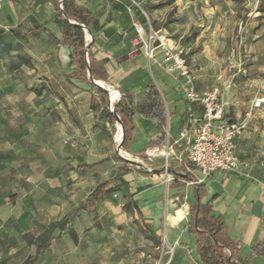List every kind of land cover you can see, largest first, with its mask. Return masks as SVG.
<instances>
[{
    "label": "crops",
    "instance_id": "0c3cea01",
    "mask_svg": "<svg viewBox=\"0 0 264 264\" xmlns=\"http://www.w3.org/2000/svg\"><path fill=\"white\" fill-rule=\"evenodd\" d=\"M0 1L2 24L23 26L25 30L22 31L44 35L43 37L50 40L46 33L33 31V26L38 24L53 32L58 39H62L63 26L57 11L59 2ZM75 1L93 14L90 26L87 28L92 35L90 49L107 75L106 80L97 81H102L109 88L119 90L122 96L129 97L133 103L145 91L150 81L158 87L166 103L168 114L165 144L161 147L154 146L161 136L156 130L157 122L154 119L134 114L132 116L134 131L127 151L135 156L137 163L129 164L113 159L109 161L105 143H93V145L89 143V146L92 145L104 155L95 160L80 156L79 159L69 160L66 167H63L64 164H58L55 169L42 171L37 179L43 187L41 198H37L40 208L36 207L37 211L34 212L27 203L32 202L34 198L23 194L20 197V208L23 211L17 223L22 228L25 226V230H30L29 222H33L36 232L43 234L41 242L46 241L49 244L48 250L37 264H44L43 257L51 249L62 253L65 249L68 250L66 255L61 253L58 258L59 263L61 260L74 258V250L70 248L77 249L78 246L72 245L73 234H79L80 237L85 231L84 227L89 230V236L85 239L89 244L86 246L84 244L86 250L90 251L92 257H105L108 259L106 262L110 263L111 259L120 255L121 249L132 245L140 236V216L146 223L151 224L156 234L162 229L165 230L167 245L176 246V254L186 250L194 256L197 264H201L195 247L196 239L186 228L191 218L190 207L195 203V184L186 176L184 162L181 160L185 152L177 141L181 130L192 117H199L203 113V108L186 99L183 80H178L167 72L162 64L161 54H158L155 60L149 61L143 50L131 45L130 40L135 33L134 25L147 23L148 15L141 3L136 0ZM157 9V6H148V13L154 20L158 19ZM184 20L178 18L158 27L157 31L169 36L174 42L185 44L188 50H194L189 56V64L196 76V87L201 91L210 90L219 83V70L213 65L201 64L198 60L201 57L214 56L219 50L211 36L205 38L202 34L189 39L190 30L199 24L192 17ZM203 39L207 41L201 43L200 40ZM50 42L51 47L44 56L51 58V63L39 66L37 70L51 73L52 75L49 76L51 83L57 82L61 86H66L68 94L67 96L59 94L61 93L59 87L60 90H56L59 95H49L47 100L41 102L45 105L51 103L54 106L52 112L61 114L68 126L76 127V115H81V118L83 115V119L87 121L84 127L90 132L94 128L97 134L111 135L113 128L99 120L91 109V99L95 90L89 84L80 83L70 77L74 68L71 60L72 48L55 44L52 40ZM199 45L200 47L196 48ZM54 50L55 52H52ZM70 83L78 85L81 93L76 96V89L74 86L70 88ZM224 85L221 99L226 104L225 115L231 120L241 119L253 100H241L237 96V89L229 80ZM76 97L83 100V112L79 114L76 113ZM63 100L67 102V107L64 106ZM263 116L264 113L259 114L249 129L237 139L236 152L241 161L240 170L232 173L217 171L206 177L200 176L197 171L192 174L194 179L198 176L202 179L204 185L202 202L205 204L211 201L213 214L224 216L229 236L242 242L243 256L249 254L254 244L264 240V170L259 166L260 155L254 153L256 150L254 147L261 145L257 140L261 132ZM3 138L0 136V169L17 170L18 177L23 178L24 182L31 181L33 175H22L18 168H14V163L22 151L20 142L9 143ZM152 150H164V153H152ZM51 151L52 155L58 157L56 150ZM165 153L170 155L167 182H164L162 173L158 171L148 173L139 168L142 163H148L157 170H163ZM84 164H93V166L81 170ZM124 165L130 169L129 173L121 175L126 183L119 182V187L93 210L77 212L91 191L102 182L113 178ZM92 171L95 173L94 178L91 177ZM18 182L15 181V184L21 188L22 184ZM128 190L131 191L129 197L126 195ZM11 201L14 204L13 208L18 206L15 198ZM127 201L135 203L139 211L135 208L126 210L124 205ZM180 211H185L186 214L180 217ZM170 216L178 219L176 224L170 223L168 220ZM253 262L264 264V256L253 257Z\"/></svg>",
    "mask_w": 264,
    "mask_h": 264
},
{
    "label": "rangeland",
    "instance_id": "374dc122",
    "mask_svg": "<svg viewBox=\"0 0 264 264\" xmlns=\"http://www.w3.org/2000/svg\"><path fill=\"white\" fill-rule=\"evenodd\" d=\"M136 1L145 9L147 22L155 30L178 18L188 20L192 17L199 26L190 30L189 39L202 34L205 38H213L219 51L214 56L201 57L198 61L219 70L220 79L215 87H220L223 92L224 84L229 80L243 101L264 96V0ZM148 6H157V20L148 13ZM22 29L25 30L23 26L4 25L0 21V136L9 143L20 142L22 151L14 168H18L22 175L31 174L33 177L31 181L24 182L23 178L18 177L17 170L0 169V264H23L26 257L35 254L42 241L43 234L36 232L33 222H29L30 230H25V226L22 228L17 223L23 211L20 208V197L23 194L34 198L32 202H27L34 212L40 208L37 198H41L43 187L37 179L42 171L55 169L58 164L66 167L69 160L79 159L80 156L89 160L99 159L104 153L95 150L93 143H105L109 161L113 159L129 164L137 163L133 154L129 156L131 161H126L116 152L118 123L111 135H100L94 132V128L90 132L84 127L87 121L83 115L82 118L76 115V127H71L62 119L61 114L52 112L54 106L51 103L45 105L41 102L47 100L49 95L67 96L68 90L57 82L52 84L49 79L51 73L37 70V67L51 63V58L44 56L51 47L50 40L44 35ZM200 41L202 43L207 39ZM193 51L188 50L189 56ZM69 85L70 88L75 87L76 96L81 93L78 85ZM59 87L61 93L58 94L56 90H60ZM82 101L76 97L78 114L83 112ZM63 102L67 107V102ZM261 113H264V107L257 111L256 118ZM261 119L262 128L257 140L261 145L255 146L256 150L253 151L260 155L259 166L264 170V116ZM89 143L92 145L89 146ZM51 150H56L58 157L52 155ZM91 177H95L94 171ZM15 181L21 182V188ZM130 192L128 190L127 197ZM13 198L18 203L15 208L12 207ZM133 208L139 211L138 207L131 205L130 210ZM140 221V236L132 245L121 249L120 255L111 259L110 263L106 262L108 259L105 257H92L90 251L86 250L85 246L89 242L85 239L89 236V230L84 227L85 231L80 237L79 234H73L72 245L78 246L77 249L70 248L74 250V258L59 263L58 258L62 252L51 249L43 257L44 264H197L188 251L176 254V246L167 245L164 229L156 234L151 224L146 223L141 216ZM64 251L62 254L66 255L68 250Z\"/></svg>",
    "mask_w": 264,
    "mask_h": 264
},
{
    "label": "trees",
    "instance_id": "16d2710c",
    "mask_svg": "<svg viewBox=\"0 0 264 264\" xmlns=\"http://www.w3.org/2000/svg\"><path fill=\"white\" fill-rule=\"evenodd\" d=\"M62 4L58 7V15L61 18L63 26V37L58 39L55 34L44 27L35 24L33 31L44 32L55 44L66 45L72 48L73 70L70 74L80 83L89 84L95 94L91 99V109L95 116L109 124L113 130L116 129V123L120 122L124 128L123 148L127 150L132 138L134 125L132 116H140L154 119L157 122L156 130L161 133L159 141L154 146H163L166 138V128L168 114L166 103L153 81H150L145 91L133 103L129 97L122 96L121 100L114 104V110L109 108L110 100L105 89L96 86L93 80H106L104 67L95 60L92 55L90 45H86V32L83 26L89 28L91 23L92 12L76 3L75 0H53ZM102 84L103 82L100 81ZM118 96L116 91L112 92V99ZM121 137V131L118 138ZM93 164H84L81 170L92 167ZM80 169V167H79ZM162 173L163 170L154 172ZM130 169L125 165L122 166L118 173L111 179L97 185L88 195L85 203L78 208L77 212H89L93 210L105 197L113 193L118 187V183L125 184L121 178L123 173H129ZM189 180L195 181L192 173L186 172ZM204 195L203 183L195 184V203L190 207V221L187 223V230L195 237L201 264H255L253 257L264 256V240L254 244L247 256L241 254L243 244L239 240L232 239L227 232V225L224 216L214 215L212 202H202ZM136 206L132 201H127L124 205L126 210ZM49 244L46 241L41 242L34 256H28L23 264H37L42 255L48 250Z\"/></svg>",
    "mask_w": 264,
    "mask_h": 264
},
{
    "label": "built area",
    "instance_id": "2783aa9c",
    "mask_svg": "<svg viewBox=\"0 0 264 264\" xmlns=\"http://www.w3.org/2000/svg\"><path fill=\"white\" fill-rule=\"evenodd\" d=\"M1 6V1H0ZM62 8V4L59 3ZM86 45L92 42V35L87 27ZM134 35L131 45L136 49L143 50L149 61L156 59L158 54L162 55V64L167 72L178 80H183L186 99L190 103L202 106L203 113L199 117H192L190 122L181 130L177 141L184 149L185 171L200 176H210L217 171L232 173L240 170L241 161L236 152V142L250 127L256 118L257 111L264 107V96L254 98L244 116L238 120H231L225 115L226 104L221 99L222 90L214 87L207 91L198 90L196 87V76L189 64V53L185 46L174 42L169 36L155 30L148 21L146 24H135ZM116 90L118 97L111 98V91ZM109 108L114 110V104L119 102L122 94L117 89L109 88ZM118 131L115 136L116 152L126 161H131L130 152L123 148L122 123L117 122ZM121 131V137L118 138ZM170 155L164 154L162 175L164 182L169 180ZM139 168H144L149 173H154V166L142 163ZM198 176L193 184L201 183Z\"/></svg>",
    "mask_w": 264,
    "mask_h": 264
},
{
    "label": "bare ground",
    "instance_id": "6f19581e",
    "mask_svg": "<svg viewBox=\"0 0 264 264\" xmlns=\"http://www.w3.org/2000/svg\"><path fill=\"white\" fill-rule=\"evenodd\" d=\"M114 91H116V90H114ZM112 92H113V91H111V93H110V94H111V97H112ZM116 92H117V91H116ZM117 93H118V92H117ZM117 97H118V96H117ZM151 152H152V153H157V152L164 153V150H152ZM157 154H158V153H157ZM186 206H187V205H186ZM187 210H188V209H187ZM175 214H176V213H175ZM183 214H186L185 211H180V217L183 216ZM181 219H182V218H181ZM168 220L170 221L171 224H176V222L178 221L177 218H174V217H171V216H170V218H168ZM179 221H180V220H179ZM167 223H168V222H167ZM176 226H177V225H176Z\"/></svg>",
    "mask_w": 264,
    "mask_h": 264
},
{
    "label": "water",
    "instance_id": "95a60500",
    "mask_svg": "<svg viewBox=\"0 0 264 264\" xmlns=\"http://www.w3.org/2000/svg\"><path fill=\"white\" fill-rule=\"evenodd\" d=\"M93 82H94V84L96 86H98V87H100L102 89H105L107 91V93H108L109 87L105 86L104 83L101 84L100 81H97V80H93ZM122 135H123V140H124V128H123V126H122Z\"/></svg>",
    "mask_w": 264,
    "mask_h": 264
}]
</instances>
